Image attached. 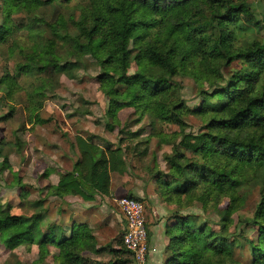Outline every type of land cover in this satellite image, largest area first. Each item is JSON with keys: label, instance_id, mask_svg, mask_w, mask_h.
I'll return each instance as SVG.
<instances>
[{"label": "trees", "instance_id": "1", "mask_svg": "<svg viewBox=\"0 0 264 264\" xmlns=\"http://www.w3.org/2000/svg\"><path fill=\"white\" fill-rule=\"evenodd\" d=\"M70 2H76L81 9L78 20L73 22L72 32L70 24L65 21L56 20L48 24L43 19L32 18L39 11L59 9ZM7 4L10 7L8 18L11 14H23L30 21L31 30L44 23L51 33L43 48L26 54L25 61L15 66V77L5 73L0 79V84L5 85L6 93L10 96L19 87L16 78L21 74L42 73L59 64H64L69 69L79 65L83 67L84 58L89 56L101 69L97 80L108 99L106 128L113 132L116 129L114 123L117 122V115L121 110L133 108L135 112H141L138 102L144 97L132 95L129 99L137 82L142 81L145 89L151 84L149 95L153 97L166 94L173 86H177L174 80L162 84L160 80L146 79L145 74L154 73L164 57L179 58V72L174 68L169 75L176 76L191 71L195 77L198 76L207 83L209 76L214 77L213 82H216L220 79L222 70L229 69L234 61L239 60L246 67L230 71L231 77L227 82L213 90L212 98H218L216 105L206 106V103L197 111L202 117L208 115L210 109L221 114L229 111L232 105L241 103L243 106L232 114L230 120L209 119L203 123L199 135H195L184 132L186 125L183 117L177 115V110L183 107V101L168 110L170 115L157 116L158 120L175 123L181 129L177 135H181L179 144L172 147V153L166 158L167 167H177L175 161L184 159L185 154L176 152L175 148L183 147L186 151L198 154L203 151L206 137L211 131L224 125L239 127L247 121L253 128H264V39L259 38L264 27L251 15L247 0H7ZM241 13H249L246 19L251 27H241L235 32L221 29L215 40L211 38V24L203 22L206 15L210 21L224 25L237 22ZM252 28L256 29L255 37L251 35ZM10 29L8 26L0 27V45L10 41H7L11 34ZM57 42L72 45L68 57H64V53L63 56L58 54ZM225 49H235V54L227 55ZM72 59L75 61L72 62ZM132 60L142 71L128 75L127 70ZM134 104L137 106L134 107ZM146 112L145 107L141 113ZM116 124L119 125V122ZM212 138L226 143L224 137ZM260 140L264 141V136ZM122 142L119 140L116 149L109 146L100 149L93 144L92 137L76 136L78 160L71 171L59 176L57 184L51 188V194L79 197L85 202H93L96 196L109 197L110 175L118 172L120 165L118 154L122 152L123 156L132 155L139 159L148 155L147 141L124 147ZM142 146L144 147L141 148ZM219 155L233 161L234 166L227 171L213 172L205 169L203 165H186L185 170L189 172L201 169L200 180L185 179L172 189V196L166 202L181 206L172 199L173 196L188 197L191 200L192 196L198 194L203 207L207 208L211 204L218 207L217 204L227 195L225 214L236 213L243 196L240 188L246 168H255V173L261 174L259 177L264 180V148L259 144L249 143ZM5 168H8L7 164ZM204 171L209 174L204 175ZM155 172L153 178L158 180V191L161 186L168 187L169 178L164 171ZM161 177H164L163 181ZM200 183L208 185L211 191L206 189L204 192H197ZM176 218L177 222L168 227V233L174 232V236L170 239L169 258L165 264H219L224 257L232 255L236 248L244 247L237 245L238 239L230 241L222 237L220 232L217 235L210 232L206 225L199 226L194 231L189 230L186 217ZM37 220L38 218L27 223L23 218L11 215L9 209L3 210L0 207V244L14 248L21 243L37 240L41 246L50 245L58 250L56 264H99L82 255L85 251L95 255L100 253V249L91 244L94 236L87 224L85 226L78 223L72 227L70 237H66L61 230L59 235L54 233L48 239L46 235L40 238ZM244 225L246 229H252L255 236L254 239H244L245 247L248 248L249 264H264V186L260 189V201L252 219L244 222ZM189 243L195 251L186 248ZM121 246L122 249L110 252L119 256L128 254L122 243Z\"/></svg>", "mask_w": 264, "mask_h": 264}, {"label": "rangeland", "instance_id": "2", "mask_svg": "<svg viewBox=\"0 0 264 264\" xmlns=\"http://www.w3.org/2000/svg\"><path fill=\"white\" fill-rule=\"evenodd\" d=\"M9 9L7 0H0V27L11 28V34L7 39L10 41L0 45V79L5 73L15 77V66L25 61L26 54L43 48L44 42L51 36L50 30L44 23L38 24L31 30L30 21L23 14H11L8 18ZM80 14L81 9L77 3L70 2L63 4L59 9L39 11L32 15V18L43 19L48 24L56 20L65 21L66 24H70V32H72L73 22L78 20ZM259 38L264 39V36L259 35ZM71 46L57 42L56 50L59 55L63 56L64 53V57H68ZM84 63L83 67L79 65L73 69L59 64L42 73L21 74L16 78L19 87L11 96L6 93L5 85L0 84L1 209H9L11 215L21 217L27 223L38 218L37 228L41 232L40 238L46 235L51 239L54 233L59 235L61 230L66 237H70L72 227L78 223H83L85 226L87 224L94 236L91 244L100 249V253L95 255L93 252L85 251L82 253L83 256L99 264H139L130 253L119 256L110 252L122 249L124 219L115 203L116 198L121 196L116 197L114 193L109 197L96 196L94 200L96 203L91 205L95 210H93L94 216L87 220L86 205L90 204L89 202L79 197L52 195L51 188L57 184L61 174L71 171L78 160L79 155L75 145V137L78 135L92 137L93 144L100 149H105L106 146L116 149L119 140L123 141L122 147L147 141L148 155L145 158L123 156L122 152L118 154L122 172L113 175V187L117 188V185L125 184L132 188L146 189L149 182L154 181L155 194L170 216L168 218L170 221L163 222L167 244L161 256L156 257L157 260L159 259V264L162 260L165 264L169 258L168 247L174 232L169 234L168 227L177 222V216L186 217L188 223L190 220L199 219V211L205 212L209 217L199 226L206 225L207 230L216 235L220 232L222 237L230 241L238 239L237 245L244 246L236 248L232 255L224 257L219 264H249L248 248L245 247L244 239L246 237L254 239L255 236L252 229H246L244 222L252 219L260 201V189L264 186V180L259 177L261 174L257 175L255 168H246L243 185L240 188L243 196L236 213L225 214L227 201L217 204L218 207L212 204L207 208L203 207L200 197L195 194L190 198L191 200L184 202L183 208L191 206L198 211L182 214L181 206L172 207L173 203L160 200L159 183L153 178L155 171H163V168L167 167L166 158L173 150L169 145L176 140L180 141L181 135L177 136L181 131L180 127L162 120L157 123V118L149 117L145 120L141 112H135L133 108H125L117 115L119 125L115 122L116 129L113 132L109 131L106 128L105 117L108 99L104 96L97 80L100 71L96 69L99 66L95 65L89 56L84 58ZM234 68L239 69V65L233 64L222 72L227 75ZM140 71L142 68L132 60L127 70L128 75ZM180 75L182 79L174 80V84L199 89L202 95L212 98L213 90L217 86L209 93L206 92L209 83L200 80L198 76L195 77L191 71ZM206 103V100H201L199 105L185 113L182 119L186 128L194 127L200 122L202 116L197 111ZM202 127L203 123L196 129L197 133ZM6 164L8 168H5ZM128 197L143 206L144 224L148 231L146 244L149 250V216L147 215L149 205H146L144 198L132 194ZM193 200L197 203L193 204ZM217 216L219 219H216ZM53 217L55 219H52ZM45 221L50 222L45 225ZM57 255L56 248L50 245L41 246L37 240L21 243L14 248L0 244V264H56ZM124 261L129 262L123 263ZM144 264H147L146 261Z\"/></svg>", "mask_w": 264, "mask_h": 264}, {"label": "clouds", "instance_id": "3", "mask_svg": "<svg viewBox=\"0 0 264 264\" xmlns=\"http://www.w3.org/2000/svg\"><path fill=\"white\" fill-rule=\"evenodd\" d=\"M248 5L251 9V15L254 16L255 20H259L261 26L264 27V0H247ZM249 13H241L239 14V20L233 24H224L219 25L216 21H210L209 17L206 15L205 20L203 22L211 24L213 31L210 33V36L213 40L217 38V36L221 33V29L225 32H235L237 29L244 27L249 28L251 27V23L246 19ZM251 35L256 36V29H251ZM261 36H264V31L260 33ZM181 46L183 47V43L181 42ZM164 51H167V48H164ZM227 55H234L235 49H225ZM234 64L239 65L241 69L245 68L246 65L243 64L242 61H234ZM177 69L179 72V58L173 56H166L163 59V62L160 66L154 71L152 74H145L146 79L151 81L160 80L163 84L165 81L171 82L172 80H181V75L171 76L172 69ZM97 67L96 71H100ZM236 69H232L235 71ZM231 77V72L225 75L222 71L220 72V79L213 82L214 77L209 76L208 81L209 85L206 87V92H212L213 88L216 86H222L227 82V80ZM143 82H137L132 92L129 95V99H131L132 95H137L140 97H144V99L138 102V106H140L141 112H144V108H147V112L144 114V119L147 120L149 117L156 119L157 116L171 113L168 112L169 109L172 108L173 105L179 104L181 101H184V106L177 110V115L184 117L185 113L195 108L197 105L200 104L201 100H206L207 105H216L218 98H208L205 95L201 94L199 89H192L190 86H173V88L168 91L166 94L158 95V96H150L151 92V84L145 89L142 87ZM202 87H204L202 85ZM244 87V85H241ZM137 106L134 104V107ZM243 105L241 103H237L232 105L229 111H226L221 114H217L214 110H209L208 115L201 118L200 122L197 123L194 127H187L184 129V132H192L195 135H199L196 129L200 127V124L207 122L209 119H217V120H230L232 114L235 111H238ZM159 123V120H157ZM247 125V126H245ZM204 131H209V129H204ZM264 136V128H253L251 125H248V122L245 121L239 127H233L232 124L224 125L222 128L211 131L210 135L206 137L205 146L202 152L198 154H193L191 151H186L183 147L175 148L176 152H183L185 154L184 159L175 161L177 167H164L163 171L165 175L169 178L168 179V187L161 186L159 188V196L160 200L167 201L169 196H172V189L182 183L185 179H190L193 181H199L201 175V169L197 168L194 171H186L185 166L188 164L194 165H203L205 169H211L213 172L215 171H227L229 168L234 166V162L231 160L226 159L224 156L219 155L221 152L231 151L234 147H240L244 144L254 143L259 144L260 147L264 148V141L260 140V137ZM212 137H224L225 142H222L218 139L214 140ZM235 142V143H234ZM176 144H179V140L174 141L173 144H170L169 147L172 148ZM216 154V155H213ZM207 171H204V175H208ZM161 181L164 180V177L160 178ZM211 183V181H209ZM155 186V185H154ZM211 191L208 188V185L200 183L197 187V192H204L205 190ZM174 201H178L183 208V204L187 201L188 197H172ZM228 200V196L225 195L223 197L224 201ZM193 204H196L197 201L193 200ZM164 205L162 204L161 207ZM172 207H177L176 203H173ZM198 211V209H194L193 207L189 206L187 208H183L182 214H187L189 212ZM199 219L190 220L188 228L189 230H195L199 227V224L203 220H207L208 214L205 212L199 211ZM52 219H55L53 217ZM216 219H219L217 216ZM50 221H45V225H47ZM160 228H163V220L160 222ZM179 234V233H177ZM164 245L161 244L159 249L156 250V256L160 257V253L163 251ZM187 249H191L195 251L196 249L192 247V244L189 243L186 245ZM157 264H159V259L157 260Z\"/></svg>", "mask_w": 264, "mask_h": 264}, {"label": "crops", "instance_id": "4", "mask_svg": "<svg viewBox=\"0 0 264 264\" xmlns=\"http://www.w3.org/2000/svg\"><path fill=\"white\" fill-rule=\"evenodd\" d=\"M119 171L122 172V170H120V165L118 168V172L111 173V175H110V177H111V196H113V193L116 197L117 196H126V195L128 196V195L132 194L133 196L145 199L146 205H149V207L147 206V215L149 216V219H148L149 220V224H148L149 254L147 256L146 263L147 264H157L156 250L159 249L161 244H163L164 246L167 244L166 238L164 236V227L161 230L160 222H161V220H163L164 223H165V221H167V222L170 221L168 219L170 216L167 215L168 210L165 207H161L160 201L158 200V197L156 196L155 191H154V189H155L154 183H153L154 181L149 182L146 189H141L139 187L132 188V186L128 187L125 184L117 185V188L113 187V175H115V174L117 175L118 173H121ZM89 203L90 204L86 205V219L88 218L90 220L94 216L93 215L94 207H92L91 205H92V203L95 204L96 201L89 202ZM122 228H124V224L122 225ZM163 249H164V247H163ZM161 253H160V256H161ZM163 258H164V256H163ZM163 262L164 261L162 260L161 264H163ZM131 263H132V261H131Z\"/></svg>", "mask_w": 264, "mask_h": 264}, {"label": "built area", "instance_id": "5", "mask_svg": "<svg viewBox=\"0 0 264 264\" xmlns=\"http://www.w3.org/2000/svg\"><path fill=\"white\" fill-rule=\"evenodd\" d=\"M115 203L124 219L125 229L121 239L123 246L139 264H144L149 250L146 244L148 231L144 224L143 206L127 195L116 198Z\"/></svg>", "mask_w": 264, "mask_h": 264}]
</instances>
